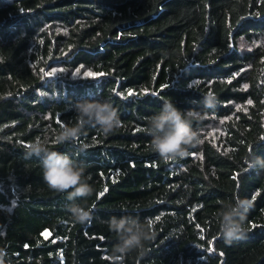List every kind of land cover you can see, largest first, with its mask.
Listing matches in <instances>:
<instances>
[{"label": "trees", "instance_id": "trees-1", "mask_svg": "<svg viewBox=\"0 0 264 264\" xmlns=\"http://www.w3.org/2000/svg\"><path fill=\"white\" fill-rule=\"evenodd\" d=\"M166 100L204 115L192 123L199 143L167 162L147 131ZM82 101H109L121 126L105 136L86 125L54 144ZM37 140L83 164L93 194L75 203L90 223L72 220L68 193L28 157ZM254 157L264 160V0H0L3 264H264ZM237 197L252 207L245 236L228 244L217 211ZM122 217L153 234L143 254H114L108 222Z\"/></svg>", "mask_w": 264, "mask_h": 264}, {"label": "clouds", "instance_id": "clouds-1", "mask_svg": "<svg viewBox=\"0 0 264 264\" xmlns=\"http://www.w3.org/2000/svg\"><path fill=\"white\" fill-rule=\"evenodd\" d=\"M216 103L213 95L204 98L206 109H214ZM71 110L76 114L77 123L75 126L61 127L54 139L56 145L78 140L86 125L98 126L105 136L121 126L118 113L109 101L76 102ZM203 118L204 115L195 110L181 112L171 100H166L159 114L148 120L147 131L152 137L151 150L165 162L184 157L189 147H195L199 143L198 133L193 131L192 123ZM31 156L40 160L48 186L56 192L68 193L66 199L72 203L65 207L71 214L72 220L79 224L90 223L91 210L75 203L78 197L87 198L93 194V189L83 179V164H77L67 154L51 150L47 143L39 140L28 145V157ZM245 163L248 170L264 169V160L257 157L246 158ZM219 203L220 208L217 211L219 235L228 244L234 239H242L246 234L243 225L252 207L251 201L237 197L234 202L220 201ZM108 224L110 231L114 232L119 239L114 250V254H119L118 259H122L124 255L132 251L143 254L145 242L154 239L148 228L131 217L112 218ZM2 255L0 253V264H3Z\"/></svg>", "mask_w": 264, "mask_h": 264}, {"label": "snow or ice", "instance_id": "snow-or-ice-1", "mask_svg": "<svg viewBox=\"0 0 264 264\" xmlns=\"http://www.w3.org/2000/svg\"><path fill=\"white\" fill-rule=\"evenodd\" d=\"M247 86L245 85V88H246ZM131 94V93H130ZM249 103H251L250 101H249ZM102 195V194H101Z\"/></svg>", "mask_w": 264, "mask_h": 264}]
</instances>
